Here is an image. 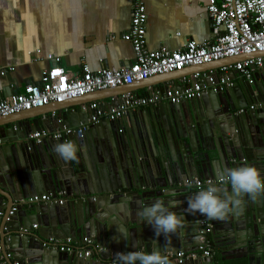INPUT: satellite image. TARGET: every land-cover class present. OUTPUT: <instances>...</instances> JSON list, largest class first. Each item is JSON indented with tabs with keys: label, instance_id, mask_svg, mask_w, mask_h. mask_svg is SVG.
<instances>
[{
	"label": "water",
	"instance_id": "water-1",
	"mask_svg": "<svg viewBox=\"0 0 264 264\" xmlns=\"http://www.w3.org/2000/svg\"><path fill=\"white\" fill-rule=\"evenodd\" d=\"M242 58L191 69L208 75L226 65L224 62L233 64ZM235 73L228 75L231 81ZM182 77L181 71L160 74L0 117V246L5 255L11 253L10 264L16 260L18 264H114L118 252L159 249L166 255L195 250L202 236L201 216L184 211L187 197L196 194L187 180L219 179L222 169L241 166L257 168L264 178V71L223 87L220 79L213 84L207 77V89L192 99L176 104L161 102L128 113L123 118L130 124L135 118L132 132L122 133L109 119L93 123V117L99 119V103L97 108H82L103 96L135 91L143 83L149 87L159 84L167 91L171 86L167 82L174 81L180 92ZM50 105L60 112L61 131H75L62 139L50 137L37 143L31 134L43 128L36 118L43 112L38 111ZM44 123L47 127L52 124L49 120ZM83 125L85 129L79 132ZM66 141L77 145L78 161L65 162L53 151L57 143ZM181 182L187 186L181 187ZM218 187L231 193L230 185ZM59 193L66 198L64 205L20 204L10 214L22 199L43 194L56 199ZM157 199L165 206L170 200L181 201L179 207L169 210L184 217L185 227L169 242L163 235L156 237L153 228L136 215L141 205ZM243 201L242 214L214 220L218 258L188 259L183 264H264V252L257 251L264 248V197L252 202L244 196ZM34 224L40 225L38 230ZM51 237H73L82 243L90 240L94 252L85 257L44 247Z\"/></svg>",
	"mask_w": 264,
	"mask_h": 264
},
{
	"label": "crops",
	"instance_id": "crops-1",
	"mask_svg": "<svg viewBox=\"0 0 264 264\" xmlns=\"http://www.w3.org/2000/svg\"><path fill=\"white\" fill-rule=\"evenodd\" d=\"M144 2L148 13L146 39L149 49L167 47L176 50L185 47L189 41L206 43L213 39L212 22L207 11L208 0ZM132 14L133 0H0V98H9L22 92L27 84L38 83L43 72L55 65V60L49 55L61 57L62 66L72 74L81 72L84 64H88L93 71L103 67H128L134 60V50L123 35L131 27ZM196 71L197 69L191 67L181 71L186 76L185 79H179L181 92L182 86L190 88L193 82L192 74ZM232 71L235 70H219V73L233 77ZM256 71L263 72L264 67ZM235 72L233 83L243 78ZM158 80L156 81L159 82ZM167 83L171 85L170 90L177 89L173 85L174 81ZM145 84L133 92L146 96L153 90L165 91L159 84L151 87ZM121 96H103L100 100L87 102L82 108L85 110L88 105L96 102L102 106L99 110L104 113L98 120H111V109L120 104ZM161 102L168 101L162 100L156 104L129 110L126 114L152 108ZM55 108L53 105L45 107L38 111L43 113L36 117L40 125L50 132L61 131L57 119L60 112ZM54 110L57 115L53 114ZM123 116L113 122L122 133L132 132L131 124L135 118H131L130 124L129 119L124 117V120ZM47 120L52 122L50 127L45 126L44 121ZM180 186L187 185L181 182ZM190 189L195 191L193 186ZM58 198H64L66 202L61 193ZM30 204L35 203L24 205L29 207ZM34 225L38 227L34 228ZM34 225L33 228L38 230L40 225ZM215 233L217 232L213 230L209 238L214 246L212 257L218 258L219 250L214 243V236H217Z\"/></svg>",
	"mask_w": 264,
	"mask_h": 264
},
{
	"label": "built area",
	"instance_id": "built-area-1",
	"mask_svg": "<svg viewBox=\"0 0 264 264\" xmlns=\"http://www.w3.org/2000/svg\"><path fill=\"white\" fill-rule=\"evenodd\" d=\"M207 11L212 22L213 39L211 41L206 43L189 41L185 47L176 50H170L167 47L153 50L147 47L148 13L145 2L144 0H133L131 27L123 35V38L132 44L134 50V60L128 67H103L93 71L88 64H84L81 72L72 74L62 66L61 57L49 55L55 60V65L43 72L38 83H29L22 92L15 93L9 98H0V117L44 107L51 103H62L96 91L132 85L160 74L180 72L189 67L232 57L244 58L233 64L212 69L208 75L199 71L194 72L192 85L182 92L170 89L164 92L153 90L150 95L146 96L133 91L126 92L122 94L120 104L111 109L109 118L115 121L129 110L156 104L162 100L176 104L192 99L207 89L204 85V79L207 77L213 84L220 79L221 87L231 86L233 81L226 74L221 75L219 70L227 72L232 68L243 78L251 79L257 69L264 67V55L259 54L264 52V0H208ZM183 78L185 79L186 76ZM90 105L92 108L98 107L96 102ZM240 112H243V109ZM53 114L55 115L56 112L54 111ZM103 114V111H98L99 117ZM93 120L94 122L99 121L95 117ZM83 129H85L84 125L79 128V132ZM73 131L75 130L67 128L56 132L42 129L32 133L31 138L41 143L50 137L62 139ZM197 181L199 184L196 183ZM209 181L217 186L225 185L219 179L211 178H193L187 180V184L193 186L197 193L201 188L206 189ZM61 194L65 197L63 193ZM41 202L63 205L65 199H55L51 194L36 195L17 202L10 214H13L20 204ZM201 226L202 236L199 247L192 251L181 250L177 253H168L171 264H183L188 259L213 256L214 246L209 235L214 229V220L201 216ZM37 227L38 225H34V228ZM43 246L85 257L92 256L94 252L90 240L82 243L73 237L64 239L51 237L44 242ZM97 250L102 251V248L99 247ZM10 258L11 255H5L0 246V264H10ZM15 263L18 264L17 261Z\"/></svg>",
	"mask_w": 264,
	"mask_h": 264
},
{
	"label": "clouds",
	"instance_id": "clouds-1",
	"mask_svg": "<svg viewBox=\"0 0 264 264\" xmlns=\"http://www.w3.org/2000/svg\"><path fill=\"white\" fill-rule=\"evenodd\" d=\"M53 151L65 162L79 159L78 148L74 142L57 143ZM219 180L225 185H230L231 193L228 188L218 187L209 181L206 189L201 188L194 196L187 197L188 206L184 211L193 216L198 213L210 220L225 221L230 214H242L244 196L252 202L264 197V178L255 167L224 168L219 172ZM196 183L199 184V181ZM188 186L191 187V185ZM180 205L181 201L170 200L168 206H165L163 200L157 199L148 206L141 205L136 215L142 222H147L153 228L156 237L163 235L169 242L173 235L179 236L180 230L185 227L184 217L169 210ZM123 234L126 236L125 233ZM257 251L264 252V248H258ZM114 264H171V262L167 255L161 254L159 249H153L151 252L115 253Z\"/></svg>",
	"mask_w": 264,
	"mask_h": 264
}]
</instances>
